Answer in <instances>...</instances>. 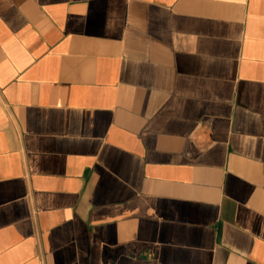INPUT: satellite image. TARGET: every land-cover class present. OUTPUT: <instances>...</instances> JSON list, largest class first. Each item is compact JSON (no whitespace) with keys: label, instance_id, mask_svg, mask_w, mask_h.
Here are the masks:
<instances>
[{"label":"crops","instance_id":"crops-1","mask_svg":"<svg viewBox=\"0 0 264 264\" xmlns=\"http://www.w3.org/2000/svg\"><path fill=\"white\" fill-rule=\"evenodd\" d=\"M0 264H264V0H0Z\"/></svg>","mask_w":264,"mask_h":264}]
</instances>
